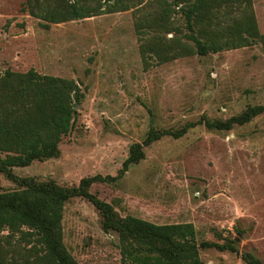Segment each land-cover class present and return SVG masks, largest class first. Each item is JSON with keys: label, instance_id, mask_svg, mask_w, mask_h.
Wrapping results in <instances>:
<instances>
[{"label": "rangeland", "instance_id": "374dc122", "mask_svg": "<svg viewBox=\"0 0 264 264\" xmlns=\"http://www.w3.org/2000/svg\"><path fill=\"white\" fill-rule=\"evenodd\" d=\"M24 1L0 0V76L34 69L74 81L83 99L59 156L14 168V175L68 189L95 176L115 178L130 146L141 143L150 129L195 124L179 139L163 137L144 147L137 165L115 181L93 182L88 193L119 218L191 223L198 244L236 249H200L202 264H247L246 254L264 264V113L230 130L197 124L224 122L264 106L262 46L158 63L152 52H142L143 45L156 36L184 42L188 30L177 14L172 19L180 34L147 29L139 34L137 24L155 9L150 0L48 29L21 12ZM252 3L264 34V0ZM15 189L0 174V192ZM102 225L101 212L87 199L65 202L63 243L78 264H124L118 234Z\"/></svg>", "mask_w": 264, "mask_h": 264}, {"label": "trees", "instance_id": "16d2710c", "mask_svg": "<svg viewBox=\"0 0 264 264\" xmlns=\"http://www.w3.org/2000/svg\"><path fill=\"white\" fill-rule=\"evenodd\" d=\"M136 0H25L21 12L48 29L103 14L128 11ZM141 2V0H139ZM154 12L137 24L144 30L180 34L173 16L184 17L188 33L180 38L156 36L143 45L158 63L193 55L206 56L260 44L252 0H150ZM236 14V15H234ZM192 43L190 45V43ZM83 93L77 83L60 77L6 70L0 76V174L17 189L0 192V264H78L63 243L62 219L65 202L83 197L103 216V230L114 231L120 240L124 264H202L200 249L216 248L236 252L231 245L197 243L191 223L157 225L135 217L119 218L110 205L88 193L93 182L115 181L144 159L143 148L163 137L179 139L195 124L181 129H150L141 143L132 144L118 177L95 176L81 180L78 187L63 188L53 181L36 182L18 178L14 168H24L59 156V144L74 128L75 107ZM264 113V106L247 108L227 121H199L210 130H230ZM247 264H261L243 255Z\"/></svg>", "mask_w": 264, "mask_h": 264}, {"label": "water", "instance_id": "95a60500", "mask_svg": "<svg viewBox=\"0 0 264 264\" xmlns=\"http://www.w3.org/2000/svg\"><path fill=\"white\" fill-rule=\"evenodd\" d=\"M76 108V107H75Z\"/></svg>", "mask_w": 264, "mask_h": 264}]
</instances>
